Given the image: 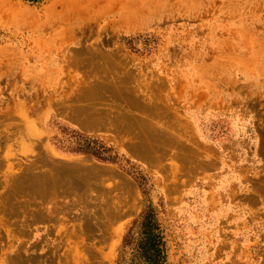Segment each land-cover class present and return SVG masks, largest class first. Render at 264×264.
I'll use <instances>...</instances> for the list:
<instances>
[{"label": "rangeland", "instance_id": "obj_1", "mask_svg": "<svg viewBox=\"0 0 264 264\" xmlns=\"http://www.w3.org/2000/svg\"><path fill=\"white\" fill-rule=\"evenodd\" d=\"M150 208L264 264V0H0V264H141Z\"/></svg>", "mask_w": 264, "mask_h": 264}, {"label": "trees", "instance_id": "obj_2", "mask_svg": "<svg viewBox=\"0 0 264 264\" xmlns=\"http://www.w3.org/2000/svg\"><path fill=\"white\" fill-rule=\"evenodd\" d=\"M137 233L139 241L136 245V254L141 264H165V241L153 209L150 208L138 222H135L124 239L125 247L134 245Z\"/></svg>", "mask_w": 264, "mask_h": 264}, {"label": "bare ground", "instance_id": "obj_3", "mask_svg": "<svg viewBox=\"0 0 264 264\" xmlns=\"http://www.w3.org/2000/svg\"><path fill=\"white\" fill-rule=\"evenodd\" d=\"M63 4H66V3H63ZM71 9H72V8H71ZM74 12H75V11H74ZM67 15H68V14H67ZM69 16L71 17L70 13H69ZM15 20H16V19H15ZM15 20H14V21H15ZM18 21H19V20H18ZM104 57H105V56H104ZM106 57H107V56H106ZM108 58H109V57H108ZM104 59H105V58H104ZM113 59H114V58H113ZM101 60H102V59H101ZM111 60H112V59H111ZM86 61H88V60H86ZM86 61H85V62H86ZM114 61H115V59H114ZM103 62H104V61H103ZM126 77H127V76H126ZM101 86H103V85H101ZM32 125H33V124H32ZM32 127H34V126H32ZM30 129H31V128H30ZM33 129L35 130V128H33ZM30 131H31V130H30ZM32 132H33V131H32ZM29 133H30V132H29ZM81 164H82V163H81ZM74 167H77V168H78L77 165L74 166ZM92 167H93V166H92ZM64 168H65V167H64ZM67 168H68V167H67ZM87 168H88V167H87ZM72 169H73V167H72ZM72 169H71V170H72ZM74 169H76V168H74ZM63 170H64V169H63ZM84 170H85V169H84ZM63 172L66 173L65 171H63ZM68 172H69V171H68ZM101 173H102V172H101ZM91 175H92V174H91ZM41 176H42V175H41ZM57 176H58V175H57ZM59 176H60V175H59ZM93 176H94V175H93ZM36 177H37V176H36ZM42 177H43V176H42ZM82 177H83V176H82ZM98 177H99V176H98ZM98 177H97V178H98ZM86 178H87V177H86ZM95 178H96V177H95ZM95 178H94V179H95ZM37 179H38V178H37ZM87 179H88V178H87ZM90 179H91V178H90ZM30 180H31V179H30ZM60 180H61V179H60ZM69 180H70V179H69ZM23 181H24V180H23ZM23 181H22V182H23ZM25 181H27V180H25ZM56 181H57V180H56ZM22 182H21V183H22ZM58 182H59V181H58ZM60 182H61V181H60ZM64 182H66V181H64ZM68 182H69V181H68ZM81 182H83V181H81ZM35 183H37V182H35ZM45 183H46V182H45ZM62 183H63V182H62ZM46 184H47V183H46ZM55 184H56V183H55ZM42 185H43V184H42ZM44 185H45V184H44ZM63 185H64V184H63ZM19 186H20V185H19ZM19 186H18V187H19ZM58 186L60 187V185H58ZM76 186H77V185H76ZM78 186H79V185H78ZM33 187H34V186H32L31 188H33ZM40 187H41V186H40ZM61 187H63V186H61ZM61 187H60V188H61ZM50 188L52 189V187H50ZM57 188H58V187H57ZM80 189H81V187H80ZM74 191H75V190H74ZM40 192H41V191H40ZM40 192H39V193H40ZM72 192H73V189H72ZM41 193H42V192H41ZM70 193H71V192H70ZM66 194H67V193H66ZM39 196H40V195H39Z\"/></svg>", "mask_w": 264, "mask_h": 264}]
</instances>
